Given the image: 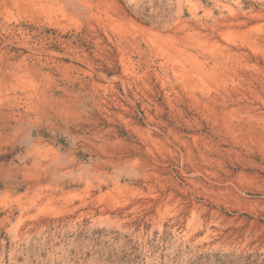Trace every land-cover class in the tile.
I'll return each mask as SVG.
<instances>
[{"label":"rangeland","instance_id":"374dc122","mask_svg":"<svg viewBox=\"0 0 264 264\" xmlns=\"http://www.w3.org/2000/svg\"><path fill=\"white\" fill-rule=\"evenodd\" d=\"M0 264H264V0H0Z\"/></svg>","mask_w":264,"mask_h":264}]
</instances>
